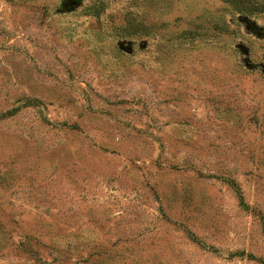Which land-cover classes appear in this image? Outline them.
<instances>
[{
	"label": "rangeland",
	"instance_id": "obj_1",
	"mask_svg": "<svg viewBox=\"0 0 264 264\" xmlns=\"http://www.w3.org/2000/svg\"><path fill=\"white\" fill-rule=\"evenodd\" d=\"M0 0V264H264V0Z\"/></svg>",
	"mask_w": 264,
	"mask_h": 264
},
{
	"label": "trees",
	"instance_id": "obj_2",
	"mask_svg": "<svg viewBox=\"0 0 264 264\" xmlns=\"http://www.w3.org/2000/svg\"><path fill=\"white\" fill-rule=\"evenodd\" d=\"M238 9H249L251 4H248L246 0H227Z\"/></svg>",
	"mask_w": 264,
	"mask_h": 264
}]
</instances>
